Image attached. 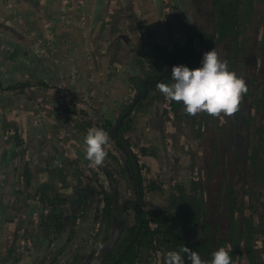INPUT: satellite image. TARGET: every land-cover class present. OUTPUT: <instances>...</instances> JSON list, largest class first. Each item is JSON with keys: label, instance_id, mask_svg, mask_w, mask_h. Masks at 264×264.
<instances>
[{"label": "rangeland", "instance_id": "rangeland-1", "mask_svg": "<svg viewBox=\"0 0 264 264\" xmlns=\"http://www.w3.org/2000/svg\"><path fill=\"white\" fill-rule=\"evenodd\" d=\"M187 2L188 0H48V5L42 6V8L37 2L28 0L29 6L25 7L26 9L23 8L21 12L26 11L27 13L24 20L20 23H13L16 32L12 31L14 34L11 32L6 35L8 39L13 38L12 40L17 41L14 49L9 48L11 49L9 56L14 58L15 62L9 59L7 63L6 45L0 47V62H2L0 73L11 79L4 88H1L2 81L0 80V140L2 139V142L6 144L4 148L17 155L11 156L15 161L19 160V155L39 153L36 159L29 156L26 161L27 167L29 164L32 166L35 163L37 169V172L30 176V182L36 186L42 182V178L43 181L53 179L60 163L58 158L73 155L82 160L85 157L83 141L86 132L91 127H99L95 114L96 117L111 123L116 122V119L122 115L124 109L133 99L135 91L133 88L138 84L139 75L143 72L153 75L157 71L160 58L151 51V47L159 44L160 33L161 41L166 40L167 45L170 43V38L179 43L184 33L188 31V24L203 27L207 23L212 29L213 8L211 4L207 1V5H205L204 0H196L194 5L187 4ZM244 2V8L253 11V13H250L251 20L245 21L244 19L242 22L239 43L243 51L234 66L231 67L233 72L238 75L252 66H255L260 73L264 72V44L260 46L262 39L264 42V0L256 3L253 8H251L253 0L250 2L247 0L249 3L246 0ZM113 3H115L114 6H123L124 3L128 8L125 15L115 13L113 9L110 10L106 7L107 4ZM130 5L138 7L136 27L140 30L139 35L136 34L135 29L125 30L123 28L125 20L131 19ZM156 5L159 13L155 11ZM88 6L91 10L87 8ZM159 7H162V10H159ZM158 18H164L168 33H171L170 31L173 29L175 37H167L162 33L165 30L159 29V26L163 19ZM58 21H72V25L67 22L62 25L63 29L61 30L57 27V25H61ZM88 23L99 24L95 43L92 46L97 52V56L93 55L92 48L88 45V41L86 42L87 29H81V25L85 26ZM1 26L2 30H6L3 25ZM125 31L128 35L129 32L135 34L132 36L134 39L138 37L137 44L139 46L140 44L145 45L142 52L139 49L140 53H136L132 43L129 44L131 47L129 49L122 47L120 43L122 37L118 35L124 34ZM76 33L79 38H76ZM56 35L59 39L55 38ZM70 46L76 47L80 51L74 57L79 59L78 62L75 61L77 65L75 63L72 65L70 61ZM116 61L119 62V65L113 64ZM73 67L81 70L75 74ZM56 72L62 76L50 77ZM93 73L97 77L92 76ZM102 73H105L103 78ZM130 77H132L131 83L128 80ZM122 89L125 92L118 94V90ZM263 90L264 82L261 81L258 89L259 97H262ZM150 91L149 95H153L152 97L160 94L159 98L145 100L143 101L144 105L134 106L126 127L130 128L122 133L128 137L132 147L139 152L140 163L146 173L145 178L154 182L155 187H151L148 192L147 201L151 207H158L163 202H168L170 194L177 191L179 183L187 184L191 178L195 180L201 177L202 188L214 185L213 181H209V179L212 175L213 177L220 176L221 173L218 174L216 170L219 162L227 154L225 152L224 156L215 159L211 165L212 171L206 172V164L207 162L210 164L211 159H209V155L221 151L220 149L225 145L233 146L232 141L237 139V134L234 130L236 126L233 116L224 117L223 121L219 119V123L222 125L221 134L215 135V138L211 136L208 127H204L203 123L194 126L184 124L176 129L177 125L172 119L171 111L166 108V103H161L163 94L158 89ZM153 104L166 108V111L161 110L162 114L159 112L160 117L158 118L154 114L149 116L146 114L148 107H152ZM261 112L262 110H253L250 114L252 125L246 132L249 135L246 140H250V144H253L255 139L254 127L262 124L264 129V117L260 116ZM199 126L200 129H198ZM12 136L19 141L16 149L12 147ZM22 146L23 153L21 152ZM111 146L110 143L106 149L108 155L104 163H107V168L117 175L116 185L120 186L121 179L118 176V168L115 163H111L109 160L117 157L119 161L122 155L116 146L113 145V149ZM258 147H260L264 160L262 141ZM205 154L208 156L206 159H204ZM5 156L3 153L1 159L7 160ZM45 158V171H38L43 166L37 165V163L42 162ZM20 161L22 165L24 160ZM7 166L4 165L5 168ZM14 175L16 176L13 178V185L21 184V181L27 179L25 173L20 170ZM207 175H209L208 179ZM7 176L5 173H0L1 263L11 264L9 257H13V252H17L19 259L27 257V263L24 262V264H70V252L80 239L76 237L61 254L56 252L48 254L45 246L29 245L30 241L34 243L36 240H41L40 233L44 229L36 228L31 224L32 219L38 218L41 210L38 211L36 199L33 201L36 206H33L32 203L25 207L24 202L20 203L19 198L10 200L9 197H13V195L9 192L7 194L6 189L9 184ZM20 179L22 180L20 181ZM214 181L218 185V180ZM241 184L244 188L251 187L246 178H243ZM35 186H31V189L28 190L29 195L34 196L37 193V186ZM174 186H176V190H173ZM242 190L238 192V196L243 195L242 211L249 212L247 216L253 215V224L256 225L264 211V185L255 183L251 193H243ZM253 193L259 194V204L256 203V207L258 206L259 209L256 213H253L250 208L251 194ZM120 200L122 201V199ZM124 202L125 200L121 202L120 210L125 207ZM19 207L21 208L17 209ZM132 207L133 201L128 208L132 209ZM91 213L89 211L87 214L91 216ZM8 224L14 230L6 228ZM262 236V233L256 232L254 240H250V242L252 247L261 250L263 258ZM240 251L241 255L237 264H250L246 240L242 241ZM23 256L25 257L22 258ZM93 259L87 264H99L97 258ZM155 260L153 258L150 264H157Z\"/></svg>", "mask_w": 264, "mask_h": 264}, {"label": "trees", "instance_id": "trees-1", "mask_svg": "<svg viewBox=\"0 0 264 264\" xmlns=\"http://www.w3.org/2000/svg\"><path fill=\"white\" fill-rule=\"evenodd\" d=\"M195 1L188 0L187 4L194 5ZM207 1L213 8L212 29L207 23L203 27L188 24V31L184 33L180 45H174L173 49L166 53L155 74L141 76L139 79L133 98L137 93L143 92L144 84L147 87V94L134 106L144 105L145 100L159 98L160 94L156 97L149 95L150 90L157 89L158 82H172L173 66L185 65L190 69L199 67L203 53L212 48L218 51L220 58L225 60L229 70L233 71L231 67L243 51L239 43L242 22L244 19L251 20L250 13L253 11L244 8V0H204L205 5ZM260 1L262 0H253L251 8ZM263 44L262 39L260 46ZM159 75L161 77L158 81H149ZM238 76L244 79L248 91L243 96L239 111L233 115L236 126L234 130L237 134V139L232 141L233 146H230L229 141V146L225 145L221 151L209 155L211 159L210 164L208 162L206 164V172L212 171L211 165L215 159L224 156L225 152L227 154V158L219 162L216 170L218 174L221 173L220 176L212 175L209 179L214 185L202 188L201 177L195 180L191 178L187 184H177L179 186L177 191L170 194L167 203L151 207L147 195L151 187H155L154 182L145 178L146 173L140 163L139 152L122 133L130 128L126 127L134 106L114 131L111 128L120 116L115 123H111L96 117L94 113L98 121L97 126L109 134L111 148L113 149V145L116 146L122 155L119 161L117 157L109 160L118 168L121 185H116L117 175L107 168V163L89 167V161L85 157L82 160L77 157L67 158L69 169L65 167L59 169L60 175H57V179H60V182L57 183L55 177L44 181L37 187V193L33 196L34 201L35 199L37 201L38 211H41L38 218L32 219L31 224L36 228H43L44 231L40 233L41 240L34 243L30 241L29 245L45 246L48 254L54 252L61 254L78 237L80 241L75 244L69 255L70 264H87L92 258H97L99 264H150L153 258L157 264H163L164 253L179 250L184 245L196 251L202 260L210 262L211 253L219 247H225L231 249L229 255L232 264H237L241 255V243L246 240L250 264H264L261 250L252 247L250 242L254 240L256 232L263 234L264 242V211L257 224H253V215L247 216L249 212L242 211L243 195L238 196L239 190L244 188L241 184L243 178H246L251 186L244 188L243 193L253 192L255 183L264 185L263 154L260 147L257 148L261 141L264 144L263 125L254 127L253 144L246 140L249 138L246 134L249 131L247 129L252 125L250 117L252 111L262 110L260 116L264 117V90L262 97L258 96L259 85L261 81L264 82V72L260 73L252 66ZM161 98V103L168 102L170 105L176 129L184 124L194 126L203 123L213 138L221 132L222 125L218 118L203 112L194 116L188 115L182 103L169 102L164 96ZM161 108L166 111V108ZM12 141V147L16 149L19 141L14 136ZM210 141L212 142L211 137ZM21 148L23 153V146ZM204 156V159L208 157L206 154ZM23 164L20 172L25 173L27 179L20 181L27 184L31 178L26 162ZM61 170H70L73 173H62ZM70 174L75 183L68 189L71 181L67 178ZM214 180H218V185ZM175 187L173 190H176ZM120 199L125 200V207L121 210ZM251 199L250 208L256 213L259 209L256 207V203L259 204V194H251ZM132 201L133 207L129 209ZM89 211L92 212L91 216L87 214ZM37 243L39 244L36 245ZM12 255L13 257H9L11 264L27 263V257L19 259L17 252H13ZM0 264L3 263L0 261ZM185 264H190L186 257Z\"/></svg>", "mask_w": 264, "mask_h": 264}, {"label": "clouds", "instance_id": "clouds-1", "mask_svg": "<svg viewBox=\"0 0 264 264\" xmlns=\"http://www.w3.org/2000/svg\"><path fill=\"white\" fill-rule=\"evenodd\" d=\"M134 35L129 32V37ZM171 78V83L158 82L156 85L166 100L182 103L188 115L203 112L222 121L239 111L243 96L248 91L244 79L229 70L227 62L220 58L215 48L203 53L199 67L173 66ZM83 145L89 167L102 166L108 155L106 149L110 146L108 132L95 126L89 128ZM230 250L219 247L211 253L212 259L208 262L184 245L179 250L164 253L163 264H185V257L190 264H232Z\"/></svg>", "mask_w": 264, "mask_h": 264}, {"label": "crops", "instance_id": "crops-1", "mask_svg": "<svg viewBox=\"0 0 264 264\" xmlns=\"http://www.w3.org/2000/svg\"><path fill=\"white\" fill-rule=\"evenodd\" d=\"M32 1L33 2H37V4L40 5L41 7L42 6H45L46 7L48 5V0H37V1L32 0ZM32 4H35V3H32ZM114 4L115 3L110 4V5L107 4L106 7L108 9H110V10L113 9V12H115V13L124 14L125 15L126 10L128 9L127 6L124 5V3H123V6H120V5L114 6ZM28 6H29L28 0H0V47H1V45H6V48H7L6 49V55H7L6 56V60H7V63L9 62V59H11L13 62H15V59L14 58H11L9 56V54L11 52V49H9V48L14 49L17 41L12 40L13 38H9L8 39V37H6V35H8V33H11L12 31L13 32H16L15 31L16 30L15 29L16 27L14 25H12V24L13 23H16V22L20 23L21 21L24 20V16L27 13H26V11H24L23 13H21V12H22L23 8L26 9L25 7H28ZM87 8L89 10H91L89 8V6ZM129 8H131L130 11H129V15H130L131 19H129L128 21L125 20V22L123 23V28L125 30L135 29L136 30V34L139 35L140 30H138V27H136V24H137L136 19H137L138 14H139L138 13V9H137L138 7H136L134 5L133 6L130 5ZM155 9H156L155 11L157 12L158 11L157 5L155 6ZM160 9L162 10V7H159V10ZM77 13H78V11H77ZM146 13H148V12H146ZM158 13H159V11H158ZM158 19H163V21H161L160 26H159V29H164L165 30L162 33L165 36H167V37H175V33H174L173 29H171V31H170L171 33H168L167 24L165 23L164 18H158ZM55 22H57V21H55ZM67 22H69V21H66V22H64V21L63 22L58 21V23H61V25L60 26L57 25V27L62 30L63 29L62 25L67 24ZM69 23H70V25H72V21H70ZM1 25H3V27L6 28V30H2L1 29V27H2ZM98 25L99 24H96V25L94 24L93 25V24H89V23L86 24L85 26H82L81 25V29H85V28L87 29L88 37L86 38V42L88 41V45H90V47L92 48V53H93L94 56H97L98 55L97 52L92 47V46H94L93 43H95V35H96V32L99 30V26ZM22 27H23V24H22ZM76 34H77L76 35V38H79L78 33H76ZM118 36H121L122 37V40H121L120 43L122 44V47H124L125 49L131 48L130 45H129L130 43H132V46L135 48L136 53H140L139 52V49H141V52H142L143 47H145V45H141L140 44V46H139L137 43H135V39L133 37H129V35L127 34L126 31H125L124 34L120 33V35H118ZM55 38L59 39L57 37V35L55 36ZM161 40H162V37H161V33H160V42H159V44L158 45H153L151 47V51H153V53L156 54L160 58L159 59L160 61L163 58H165L167 52H169V51H171L173 49L174 45H176V44L180 45V43H181V40H180L179 43H177V41H174V40H172L170 38V43L166 45V40L165 41H161ZM73 46H70V48H69L70 53H71V59H70V61H71L72 65H73V63L76 64V62L79 61V59H76L74 57L77 54L80 53L79 49L76 48V47H73ZM104 57H105V55H104ZM94 60L97 62L96 59H94ZM103 61H105V59H103ZM3 62H4V59H3ZM1 64H2V62H0V66H1ZM113 64L114 65H119V62L116 61V62H113ZM136 64L140 65L139 63H136ZM80 70H81L80 68L78 69L77 67L76 68L73 67V72L75 74L79 73ZM1 74L2 73H0V78H2V79H0L2 81L1 88H4V86L7 85L6 83L9 82L11 79L8 78V77L2 76ZM146 75H149V73L148 72L147 73L146 72H143L142 74L139 75L138 78L140 79L141 76H146ZM52 76H54V77H61L62 74H60L59 72L58 73L56 72L55 74L50 75V77H52ZM92 76H94V73H93ZM101 76L103 78L105 76V73H102ZM94 77H97V76H94ZM131 78L132 77L128 78V80H129L130 83H131ZM139 79H138V83H139ZM104 85H107V84H104ZM135 87L133 88L134 90H135ZM124 92H125V90H123V89L122 90H118V94H122ZM135 92L136 91H134V93ZM103 93H105L104 90H103ZM150 93H151V91H150ZM155 105L156 104H153L152 107L151 106L148 107V109L146 110V114H148V116L150 114H154V116L156 118H158V117H160V114H162V111H161L162 108L161 107H158L157 105L155 106ZM159 112H160V114H159ZM156 121H157V119H156ZM11 142H13V141H11ZM5 145L6 144L4 142H2V139H1L0 140V159L2 157V154L4 153L6 155L5 157L7 158V160H5V159H1L0 160V173H5L6 175H8L7 176V183L9 182V184H8L7 189H6L7 190V194L9 192L14 197L13 198L12 196L11 197L8 196L10 198V200H12V199L13 200L14 199L17 200V198H19L20 199V203L24 202L23 205L25 207L28 204H32L33 201H34L33 196L29 195L28 190L31 189V186H35V185H34L33 182H30V184H29V182H27V184L21 183V184L13 185L12 184L13 183V178H15V176H16V175H14V173L15 172H18V170H21L22 165L20 163L21 162L20 160H24L26 162L27 161V158L29 156L32 159H36L38 157L39 153L38 154L30 153V154H26L25 156L19 155V160L15 161V159H12L11 156L12 155L17 156V155L13 151H10L7 148H4ZM70 157H73L74 158L75 156H73V155L72 156L67 155L66 157H63L64 160H62L63 158H58L59 160L57 159L58 161H60L59 166L56 168L57 170L55 172V175H56L55 176V178H56L55 180H56L57 183L60 182V179H57V175H60L59 169L62 168V167H65L66 169H69L67 167V164H68L67 163V158H70ZM34 164L35 163H33L32 166L29 164L28 167H27L28 173L30 174V176L34 175L37 172V169H36V167H35ZM56 164H58V163H56ZM4 165H8V166L5 168ZM37 165L43 166V168L39 169L38 171H45V169H46V158L43 159L42 162H38ZM63 172L64 173H69V172H72V171H70V170H64V171H62V173ZM67 179L69 181H71L70 185L68 186V189H69V187H71L75 182H74L71 174L68 176ZM41 180H42L41 183H43L44 182L43 181L44 179L42 178ZM48 180H52V178L51 179H48ZM40 184H36V186L39 187ZM35 187H33V188H35ZM8 189H10V190H8ZM33 205H34V203H33ZM21 213H24V211H21ZM8 227H9L10 230H14V228L11 229V227L9 226V224H8Z\"/></svg>", "mask_w": 264, "mask_h": 264}, {"label": "water", "instance_id": "water-1", "mask_svg": "<svg viewBox=\"0 0 264 264\" xmlns=\"http://www.w3.org/2000/svg\"><path fill=\"white\" fill-rule=\"evenodd\" d=\"M164 71H165V69H164ZM164 71L161 73V75L164 73ZM161 75H159V77H157L156 79H150L149 81H151V82H156V81H158V80L160 79ZM146 94H147V87H146V85L144 84L143 92H142V93H137V94L134 96V98H133L131 104L129 105V107H128L126 110H124V112L122 113V115H121L120 118L118 119L117 123L111 128L112 131H114V130L119 126V124H120L121 120L123 119V117H124V116H125V115H126L131 109H132V107L135 105V103H136L140 98L146 96Z\"/></svg>", "mask_w": 264, "mask_h": 264}, {"label": "built area", "instance_id": "built-area-1", "mask_svg": "<svg viewBox=\"0 0 264 264\" xmlns=\"http://www.w3.org/2000/svg\"><path fill=\"white\" fill-rule=\"evenodd\" d=\"M166 108L170 111V105L168 102H166Z\"/></svg>", "mask_w": 264, "mask_h": 264}]
</instances>
